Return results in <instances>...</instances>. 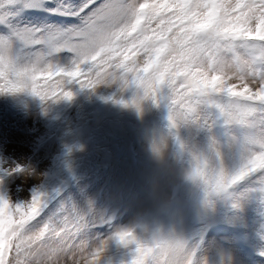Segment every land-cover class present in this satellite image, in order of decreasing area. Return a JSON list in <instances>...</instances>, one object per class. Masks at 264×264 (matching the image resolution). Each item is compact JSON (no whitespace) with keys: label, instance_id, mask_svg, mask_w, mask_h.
Segmentation results:
<instances>
[{"label":"snow or ice","instance_id":"obj_1","mask_svg":"<svg viewBox=\"0 0 264 264\" xmlns=\"http://www.w3.org/2000/svg\"><path fill=\"white\" fill-rule=\"evenodd\" d=\"M16 4L44 6L0 0L7 29L0 33V93L28 92L48 102L71 100L73 85L134 89L129 100L105 99L138 111L145 97L165 101L177 129L211 133L217 121L242 129L226 145L210 135L204 150L179 141L191 156L188 179L204 186L206 204L218 194L231 196L229 189L246 179L264 185V0H57L52 12L77 18L63 27L14 22L7 8ZM225 147L238 157L235 170L224 164ZM4 172L31 170L16 165ZM55 196L36 188L27 201L13 203L0 191V264H102L109 241L89 238L99 222L91 207L53 204ZM114 238L134 245L127 264H190L186 242L175 233L139 240L122 228Z\"/></svg>","mask_w":264,"mask_h":264},{"label":"rangeland","instance_id":"obj_2","mask_svg":"<svg viewBox=\"0 0 264 264\" xmlns=\"http://www.w3.org/2000/svg\"><path fill=\"white\" fill-rule=\"evenodd\" d=\"M43 3L38 9L16 4L7 11L19 23L61 27L77 23L74 16L52 15L57 0ZM5 31L0 28V33ZM16 47L21 49L19 42ZM70 90L71 100L48 102L28 92L0 93V168L23 163L31 170L0 173V191L13 203L25 202L34 189L43 188L56 193L53 204L63 199L85 212L91 207L99 222L90 228L89 238L96 244L109 241L102 264L130 260L134 245L125 247L114 238L122 228L137 235L175 233L186 242L190 264H264V185L259 179H246L229 189L231 196L218 194L206 204L204 186L187 177L191 156L179 142L186 140L204 150L210 135L226 145L230 133L240 135L242 129L221 121L211 133L184 126L174 142L165 101L148 99L141 112L105 99L129 100L131 88L121 92L115 85H101L92 91L73 85ZM160 137L167 138L162 156L151 149ZM222 151L225 166L235 170L237 155L227 147ZM222 233L227 246L218 240Z\"/></svg>","mask_w":264,"mask_h":264},{"label":"clouds","instance_id":"obj_3","mask_svg":"<svg viewBox=\"0 0 264 264\" xmlns=\"http://www.w3.org/2000/svg\"><path fill=\"white\" fill-rule=\"evenodd\" d=\"M133 95H135V93H133ZM141 95H142V94H141ZM131 98H132V97H131ZM131 98H130V99H131ZM148 99H150V98H149V97H145L144 99L140 100V110H139V111H141V112L143 111V103H144L145 101H147ZM161 138H162V137H160L159 139L155 140V141L151 144V149H152V151H153L155 154L159 155V156H162V155H163L164 150H165V148L167 147V138H166V137H163V138H164V142H163L162 145H161ZM154 144H155L156 146L159 147V151L154 150ZM190 170H191V169H190ZM190 170H189V172H190ZM189 172L187 173V177H188V175H189ZM191 181H192V180H191ZM192 182H193V181H192ZM194 183L200 184L199 182H194ZM170 234H173V232H171V231L165 232V231H163V230H157V231H154V232H151V233H146L145 235H137V234L135 233L137 239H139V240H150L154 235H158V236L160 237V239L163 240V239L168 238Z\"/></svg>","mask_w":264,"mask_h":264},{"label":"bare ground","instance_id":"obj_4","mask_svg":"<svg viewBox=\"0 0 264 264\" xmlns=\"http://www.w3.org/2000/svg\"><path fill=\"white\" fill-rule=\"evenodd\" d=\"M12 160H14V162H16V163H18L15 159H13V158H11ZM9 160H10V158H9ZM31 160V159H30ZM9 162V161H8ZM13 162V163H14ZM32 162H33V160H32ZM20 165H22V166H24L25 164H23V163H21ZM12 168H13V165H12ZM34 177V176H33Z\"/></svg>","mask_w":264,"mask_h":264}]
</instances>
